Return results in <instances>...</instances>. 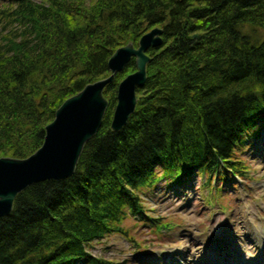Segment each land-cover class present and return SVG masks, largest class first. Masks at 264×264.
Segmentation results:
<instances>
[{"label":"trees","instance_id":"trees-1","mask_svg":"<svg viewBox=\"0 0 264 264\" xmlns=\"http://www.w3.org/2000/svg\"><path fill=\"white\" fill-rule=\"evenodd\" d=\"M153 27L163 43L147 52L135 111L111 130L131 58L103 91L102 125L74 173L26 187L0 218V264H121L88 247L144 216L145 190L241 177L238 154L264 127V0H0V157L39 149L66 98Z\"/></svg>","mask_w":264,"mask_h":264},{"label":"rangeland","instance_id":"rangeland-1","mask_svg":"<svg viewBox=\"0 0 264 264\" xmlns=\"http://www.w3.org/2000/svg\"><path fill=\"white\" fill-rule=\"evenodd\" d=\"M242 147L241 177L227 172V181L225 177L210 182L202 174L174 185L161 180L141 195L144 216H127L123 235L113 233L92 241L88 252L121 264H165L173 252L181 256L173 262L184 264L201 249L199 264H212L204 259L207 248L231 234L237 235L231 243L243 251L244 261L264 264L260 248L245 235L254 231L255 239L264 245V127Z\"/></svg>","mask_w":264,"mask_h":264},{"label":"water","instance_id":"water-1","mask_svg":"<svg viewBox=\"0 0 264 264\" xmlns=\"http://www.w3.org/2000/svg\"><path fill=\"white\" fill-rule=\"evenodd\" d=\"M163 28L153 27L139 38L138 46L128 43L117 48L108 60L107 78L85 85L78 93L66 98L45 127L42 146L27 158L0 157V218L11 213L13 200L26 187L44 180H65L71 176L87 141L102 125L107 101L103 91L117 72H121L133 57L136 70L118 83L117 103L110 128L120 131L135 111L136 90L144 87L150 48L163 43Z\"/></svg>","mask_w":264,"mask_h":264},{"label":"bare ground","instance_id":"bare-ground-1","mask_svg":"<svg viewBox=\"0 0 264 264\" xmlns=\"http://www.w3.org/2000/svg\"><path fill=\"white\" fill-rule=\"evenodd\" d=\"M253 234H254V231L251 232L250 230H247V232L245 233L246 236L253 238V241H255L256 243L255 246L259 247L260 253L264 255V245L260 242L258 243V241L255 239ZM236 237L237 235L228 234L227 236H225L224 241H219L218 243L214 244V246L210 248L208 247L207 251L205 252L204 259L207 258L211 260L212 264H258L255 261L256 259L247 261L248 263L244 261V259L242 258L243 251L239 248H236L235 246H232V244H235V243H231V242H233L234 238ZM180 257L181 256L172 252L168 255V258L166 256V260H164V263L165 264H175L173 261L176 258L181 259ZM201 258H203L202 250L198 249V251L195 254L190 256L189 261L188 260H185V261L186 263L187 262L189 263L190 261H192L190 264H199V260Z\"/></svg>","mask_w":264,"mask_h":264}]
</instances>
